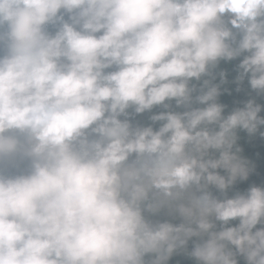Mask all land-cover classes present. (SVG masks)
Instances as JSON below:
<instances>
[{
	"label": "clouds",
	"instance_id": "obj_1",
	"mask_svg": "<svg viewBox=\"0 0 264 264\" xmlns=\"http://www.w3.org/2000/svg\"><path fill=\"white\" fill-rule=\"evenodd\" d=\"M0 264H264V0H0Z\"/></svg>",
	"mask_w": 264,
	"mask_h": 264
}]
</instances>
